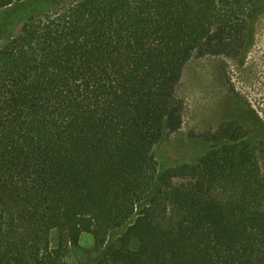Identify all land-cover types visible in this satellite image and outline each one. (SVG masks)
Listing matches in <instances>:
<instances>
[{
	"label": "trees",
	"instance_id": "trees-1",
	"mask_svg": "<svg viewBox=\"0 0 264 264\" xmlns=\"http://www.w3.org/2000/svg\"><path fill=\"white\" fill-rule=\"evenodd\" d=\"M44 1L0 0V264H264V122L236 105L196 162L153 154L184 66L243 57L264 0Z\"/></svg>",
	"mask_w": 264,
	"mask_h": 264
},
{
	"label": "rangeland",
	"instance_id": "rangeland-1",
	"mask_svg": "<svg viewBox=\"0 0 264 264\" xmlns=\"http://www.w3.org/2000/svg\"><path fill=\"white\" fill-rule=\"evenodd\" d=\"M46 8L42 11L49 9ZM1 15L0 11V19ZM252 28L249 47L243 57L194 55L184 66L176 86V97L182 103V125L154 148L159 167L196 162L209 148L203 138L216 133L221 125L234 121L236 105L251 110L264 122V12L255 19ZM19 31L20 26H17L11 33ZM4 40L0 39V46ZM256 160L259 171L254 176L264 177V160L257 153ZM223 191L231 193L228 188L221 187L220 192ZM123 230L116 232L112 239L121 236ZM55 237L53 234L52 239ZM80 247L78 255L84 263L97 256L89 235L82 237Z\"/></svg>",
	"mask_w": 264,
	"mask_h": 264
}]
</instances>
